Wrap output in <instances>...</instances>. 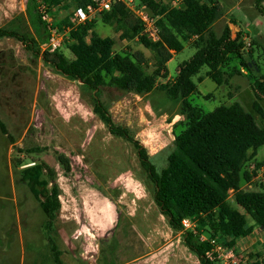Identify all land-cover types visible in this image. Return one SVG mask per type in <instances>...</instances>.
Instances as JSON below:
<instances>
[{
	"label": "rangeland",
	"instance_id": "rangeland-1",
	"mask_svg": "<svg viewBox=\"0 0 264 264\" xmlns=\"http://www.w3.org/2000/svg\"><path fill=\"white\" fill-rule=\"evenodd\" d=\"M218 1L223 10L231 9L237 26L257 43L251 60L263 73L264 0ZM64 16H71L70 10L51 14L54 20ZM98 16H89L97 20L96 33L115 40L114 52H141L149 60L145 72H150L152 52L136 40H120L119 33ZM222 28L221 21L212 26L216 35ZM0 29L36 39L40 53L44 51L48 31L41 40V31L27 11V0H0ZM249 41L244 40L245 51ZM193 53L194 48L185 44L173 54L166 65L168 78ZM207 70L203 66L192 78L199 95L188 100L204 111L237 102L264 128V98L256 99L246 73L218 86L205 75ZM100 98L114 123L127 127L146 148L156 168L165 167L173 149V124L182 119L177 113L179 102L168 100L158 90L137 95L108 86L101 88ZM255 101L262 116L253 109ZM0 119L7 130V135L0 131V264H55L45 240V216L21 177L24 168L42 163L53 170L58 190L60 208L54 215L52 237L62 264H199L181 234L159 213L153 184L133 146L110 134L93 114L90 92L55 73L40 56L10 37H0ZM56 152L69 158L68 173L56 162ZM255 159L264 161V145L257 149ZM245 168L252 171L253 163ZM240 188L264 192V167L249 182L241 181ZM228 203L237 207L231 192ZM205 238V234L200 236V240ZM233 250L238 264H264V233L255 227L250 236L236 241Z\"/></svg>",
	"mask_w": 264,
	"mask_h": 264
},
{
	"label": "trees",
	"instance_id": "trees-1",
	"mask_svg": "<svg viewBox=\"0 0 264 264\" xmlns=\"http://www.w3.org/2000/svg\"><path fill=\"white\" fill-rule=\"evenodd\" d=\"M137 1L156 18L159 39L155 42L142 34L140 22L122 4L114 3L108 11L99 12L98 19L113 27L120 40H136L152 52L154 62L150 72H145L149 60L141 52L130 55L114 52L115 40L96 33L95 18H88L79 25L70 22L71 16L52 18L53 27L64 37L62 46L51 53H40L36 39L18 35L13 30L0 29V37L15 38L35 57L40 56L55 73L77 81L90 92L93 114L110 134L126 140L135 149L142 169L153 184L154 203L169 227L181 234L184 246L197 257L199 264H221L205 256L212 240L234 249L236 241L250 236L255 227L264 233V192L240 188L241 181L249 182L256 171L264 167V161L254 159L257 149L264 145V128L237 102L204 111L188 98L199 95L192 78L206 66L205 75L218 86L236 74L246 73L256 99H263L264 72L260 73L257 63L251 60L253 46L257 43L250 40L249 50L245 51L243 33L239 30L232 37L228 25L216 35L212 26L223 16L217 0H184L180 7L161 0ZM89 2L27 0V11L43 40L47 36V24L41 18V7L50 15L56 10H70L72 15L75 8L86 7ZM185 44H190L194 53L179 65L173 78H168L166 65ZM160 79L165 81L159 83ZM104 86L137 95L158 90L168 100L179 102L177 113L182 119L173 124V149L165 167L158 170L146 148L129 129L114 123L100 98ZM253 109L263 115L257 101ZM0 131L7 135L1 119ZM55 160L64 173L70 171L66 155L56 152ZM250 162L252 171L245 168ZM21 177L45 216L43 229L52 259L55 264H62L61 252L52 237L54 215L60 208L54 172L46 164H34L24 168ZM230 192L238 208L229 205ZM183 219L193 223L192 230L183 228ZM202 234L206 238L200 240Z\"/></svg>",
	"mask_w": 264,
	"mask_h": 264
},
{
	"label": "built area",
	"instance_id": "built-area-1",
	"mask_svg": "<svg viewBox=\"0 0 264 264\" xmlns=\"http://www.w3.org/2000/svg\"><path fill=\"white\" fill-rule=\"evenodd\" d=\"M86 7H77L73 10L70 17V22L73 25L84 23L91 14L108 11L112 4L119 3L124 8L134 15L142 26V34L150 41H157L158 28L156 26V18L151 16L145 5L140 4L137 0H89ZM184 0H170L172 7H180ZM41 18L47 24L48 38L44 51L53 52L60 48L63 43L64 34L60 33L53 27V20L50 14L46 13L44 8H40ZM183 228L186 230L193 229V223L189 219H183ZM211 249L205 253V256L212 260L216 259L221 264H238L235 252L233 249L227 248L222 244L212 240Z\"/></svg>",
	"mask_w": 264,
	"mask_h": 264
},
{
	"label": "crops",
	"instance_id": "crops-1",
	"mask_svg": "<svg viewBox=\"0 0 264 264\" xmlns=\"http://www.w3.org/2000/svg\"><path fill=\"white\" fill-rule=\"evenodd\" d=\"M237 1H238L239 4H242L245 0H237ZM260 1H262V0H260ZM217 2L220 4V2L218 0H217ZM255 2H257V0H255ZM220 6H221V4H220ZM230 10L231 9L226 10V11L223 10V16L219 20H217L215 23L221 21L223 23V26L224 25H228V27H229V29L231 31V36L235 35V33L240 30L243 33L244 40H246V39L252 40L251 38H249L247 33H245L240 27L237 26V20L233 16H230ZM244 10L248 11L247 9H244ZM228 15H229V17H227ZM224 20H225V22H224ZM257 23L260 24L259 22H257ZM254 159H255V157H254ZM256 161H258V160H256Z\"/></svg>",
	"mask_w": 264,
	"mask_h": 264
}]
</instances>
